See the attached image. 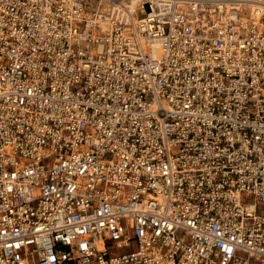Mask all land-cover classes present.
<instances>
[{
	"label": "built area",
	"instance_id": "2783aa9c",
	"mask_svg": "<svg viewBox=\"0 0 264 264\" xmlns=\"http://www.w3.org/2000/svg\"><path fill=\"white\" fill-rule=\"evenodd\" d=\"M0 264H264V0H0Z\"/></svg>",
	"mask_w": 264,
	"mask_h": 264
}]
</instances>
